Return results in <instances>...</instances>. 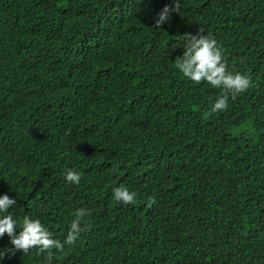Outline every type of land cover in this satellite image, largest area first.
I'll list each match as a JSON object with an SVG mask.
<instances>
[{
	"label": "trees",
	"instance_id": "trees-1",
	"mask_svg": "<svg viewBox=\"0 0 264 264\" xmlns=\"http://www.w3.org/2000/svg\"><path fill=\"white\" fill-rule=\"evenodd\" d=\"M171 3L0 0V195L61 242L90 213L52 264H264V0H179L154 28ZM199 28L251 76L210 115L222 89L175 63ZM119 186L134 204L114 200ZM0 264H48L47 252Z\"/></svg>",
	"mask_w": 264,
	"mask_h": 264
},
{
	"label": "clouds",
	"instance_id": "clouds-1",
	"mask_svg": "<svg viewBox=\"0 0 264 264\" xmlns=\"http://www.w3.org/2000/svg\"><path fill=\"white\" fill-rule=\"evenodd\" d=\"M180 10L179 0H172L171 6L165 5L160 10L153 27L159 29L162 24L170 20L171 13H180ZM181 42H183V54L176 58L175 63L183 76L195 84L207 82L214 88L222 89V94L212 104L209 115L226 111L229 106V96L235 100L238 94L251 87V76L229 71L223 49L213 37L204 35L203 29L199 28L196 34L185 33L181 36ZM81 178L82 173L74 169L66 171L65 180L71 184L78 185ZM136 196L137 194L126 186L113 189L114 200L124 205L134 204ZM154 203L155 197H150L147 207H151ZM15 204L16 200L7 194L0 195V238L6 234L12 246L0 250V259H3L5 254L14 255L16 251L27 255L31 250L38 249L40 252H47L48 264H52L54 257L52 249L63 252L65 245H75L81 233L90 228V223L86 219L90 215L89 211L79 208L71 220L66 238L61 242L54 238L53 232L39 219H33L28 215H24L20 221L14 218L8 209ZM17 228L20 229L18 234Z\"/></svg>",
	"mask_w": 264,
	"mask_h": 264
}]
</instances>
